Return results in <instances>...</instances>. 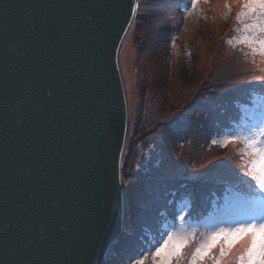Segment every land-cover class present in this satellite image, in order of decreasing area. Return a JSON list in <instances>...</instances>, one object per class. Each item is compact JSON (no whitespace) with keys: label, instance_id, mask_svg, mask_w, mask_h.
I'll return each mask as SVG.
<instances>
[{"label":"water","instance_id":"95a60500","mask_svg":"<svg viewBox=\"0 0 264 264\" xmlns=\"http://www.w3.org/2000/svg\"><path fill=\"white\" fill-rule=\"evenodd\" d=\"M138 0H0V264H109L124 235Z\"/></svg>","mask_w":264,"mask_h":264},{"label":"rangeland","instance_id":"374dc122","mask_svg":"<svg viewBox=\"0 0 264 264\" xmlns=\"http://www.w3.org/2000/svg\"><path fill=\"white\" fill-rule=\"evenodd\" d=\"M143 1L144 4L140 5V0H138L136 19L123 45V47L126 44L129 45L133 55V69L131 70L133 79L132 89L129 86L124 70H122L129 105V131L124 152L122 175L126 209L125 219L128 226L126 227L127 229L125 228L124 235L118 244L112 249L109 264H119L121 262L118 255V247L124 245L125 237H130L134 234L135 218L139 215L142 207L147 205H144L143 202L147 200L149 190L154 188L153 184L157 183V179L162 180V177L165 178L167 174L172 175L173 171L179 169V167L185 170L183 167L184 157L178 156V153L175 154V149L173 150V148H168L166 145L161 144V133L167 129L165 123L174 121L180 114L181 105L176 102V96L185 94L187 96L186 100L191 99L190 97L193 98L194 90L205 81L204 78L199 79L202 75L201 70L209 68L218 56L222 60H225L237 54L243 55L244 58L242 60L249 62L254 67L253 74L256 77L255 79L264 75V71H262L264 70V62H262L261 57H253L248 50L241 51L245 48L241 49L237 47L234 49L232 46L227 45L225 48L222 47L221 51H217L216 43L222 42V38L228 35V32L223 33L228 20L233 13L238 16L241 12V0H199L195 8L190 7V0H182L175 14L176 27L173 32V39L169 46L162 47L161 49L156 42H153L154 27L151 24L148 11L145 12L146 8L148 9L149 0ZM153 3L156 4L157 2L154 1ZM185 5H189V7L185 8ZM226 5H231V12H229ZM243 23H250V21L244 20ZM242 27V24L236 27L229 39L237 36L238 31L236 30ZM156 47L158 52L156 51ZM122 49L124 50V48ZM158 57L161 60H158ZM192 73L195 75L191 76ZM185 75L187 76L186 79ZM194 76L195 78L192 79ZM207 77L208 74L205 75V78ZM198 81L201 83L198 84ZM168 83L169 86L167 87ZM168 88L171 90V100L166 98V90ZM247 115L248 123L246 125L235 128L226 134L236 131H247L259 123V109L253 107L252 104L247 108ZM160 123H163V126H159ZM170 129L172 127L167 130ZM223 138L224 136L216 139V141H221ZM147 142L156 144L158 148L157 154L161 158L162 163L158 168L153 167L152 162L154 163L155 158H153L155 155L153 154L152 162L148 163V165L152 164L150 166L151 170L145 172L141 165L142 162L140 163L139 159L135 156L136 153H132V148L137 145H144ZM159 142L160 144L158 145ZM133 143L135 145L132 147ZM217 146L218 148L210 155L212 159L210 158L203 165H197V168H201L204 172V167H206L208 171L209 169L207 168H210L208 165L212 164L213 161L222 163L216 165L217 172L223 171L224 165L228 167L226 162L218 159L222 156L224 157V153H222L224 148L233 149L237 153L239 145L228 144L227 147ZM184 154L187 153L184 152ZM136 164H138V167H135ZM235 164V174L242 181H246V178L242 177L238 166L239 158L237 163L235 161ZM194 166L192 165V168L196 170ZM241 189L245 192L244 195H251L246 182L241 185ZM246 196H243L246 201L238 199L235 195L227 199L226 204L221 209L215 211V214L207 220L204 227L193 225L191 219L187 218L189 205L182 206L179 214L185 216V224L183 225L185 232L192 233L189 237L192 244L191 250H194L197 243L214 226L221 225L223 221L230 223L233 218L242 214L246 210V202L251 199L250 197L249 199L245 198ZM201 217L202 215L198 216L197 219H201ZM176 227H180L179 222ZM162 230H173L170 219L165 221ZM159 238L160 235L156 237V239ZM216 249L218 250V248ZM233 252H235V249H233ZM145 255L146 253L143 252L137 258L141 259ZM210 255H218V253L212 251ZM148 259L149 261L146 262ZM148 259L144 261V264H153L150 256ZM180 259L178 258V264ZM174 264H176V261H174ZM204 264H213V262L211 259H206Z\"/></svg>","mask_w":264,"mask_h":264},{"label":"trees","instance_id":"16d2710c","mask_svg":"<svg viewBox=\"0 0 264 264\" xmlns=\"http://www.w3.org/2000/svg\"><path fill=\"white\" fill-rule=\"evenodd\" d=\"M154 1L157 3L154 4ZM181 1H148L149 10L146 8L145 12L148 11L151 24L154 27L153 42H156L160 49L169 46L173 39L176 27L175 14ZM142 3L144 4V1L140 0V5ZM241 24L243 26V21L237 23V16L233 13L223 32H228V35L222 38V42L216 43L217 51H221L222 47L225 48L228 45L226 41L232 36L235 28ZM247 50L245 48L241 51ZM242 58H244L243 55L239 54L225 60L218 56L209 68L203 67L204 69L201 70L202 75L199 79L204 78L205 81L202 82L203 84L198 81L200 85L194 90L193 98L190 97L191 99L186 100L185 94L176 96V102L181 105L180 114L174 121L165 123L167 129L171 127L172 129H166L161 133V144L175 149V154L178 153V156L184 157L183 167L185 170L179 167L173 171L172 175L167 174L165 178L157 179V183L153 184L154 188L149 190V196L143 202L144 205H147L142 207L139 215L135 218L134 234L125 237L124 245L118 247L119 259L122 262L119 264H135L141 253H147L150 247L149 241L160 235L167 219H170L173 225L182 206L189 205L187 218L191 219L193 225L204 227L215 211L226 204L227 199L235 195L238 199L246 201L243 198L246 196L245 192L241 189V185L246 181H242L235 174V161L237 163L239 157L233 149L224 148L222 152L224 157L218 159L228 164V167L224 165L223 171L217 172L216 165L222 164L218 161H213L208 165L210 167L207 168L208 171L206 167H204V172L201 168H197V165H203L208 161L212 157H210L212 152L218 148V144L213 143L214 140L225 136L227 132L235 128L242 127L239 123L240 106L245 105L249 108L250 97L264 89V85L255 79L254 67L249 62H244ZM158 60H161L160 57ZM206 74H208L207 78H205ZM192 75L195 74L192 73ZM194 78L195 76L192 77V79ZM166 98L172 99L170 88L166 90ZM163 123H160L159 126H163ZM134 145L135 143L132 144V147ZM157 152L158 148L152 142L132 148V153H136L135 156L140 163L142 162L141 165L145 172L151 170L152 164L153 167L158 168L162 163ZM153 154L156 155L153 156V158L155 157L154 163L151 160ZM149 162L152 164L148 165ZM192 165H195L196 170L192 168ZM136 166L138 167V164ZM249 197L251 198V195H247L245 198L249 199ZM200 215H202L201 219H197ZM178 222L176 221V225ZM191 248L192 244L190 243L189 247L184 249L179 264H188L192 253ZM213 251L219 253V249H213ZM227 259H231V256ZM148 261L149 259L146 262Z\"/></svg>","mask_w":264,"mask_h":264},{"label":"snow or ice","instance_id":"6c2138e0","mask_svg":"<svg viewBox=\"0 0 264 264\" xmlns=\"http://www.w3.org/2000/svg\"><path fill=\"white\" fill-rule=\"evenodd\" d=\"M198 2L190 0V7L195 8ZM226 6L231 12V5ZM244 20L250 23H243V27L236 30L239 34L226 43L234 49L247 48L253 57L260 56L264 62V0H241L237 23ZM257 79L264 85V75ZM249 103L259 109V123L247 131L226 134L221 141L214 140L213 143L220 147L239 145L238 166L242 177L246 178L251 199L246 202V210L230 223L223 221L207 231L192 251L188 264H204L206 259H211L213 264H264V89L251 96ZM239 123L241 126L248 123L245 105L240 106ZM176 221H179V228ZM184 224L185 216L178 214L173 221V230H161L159 239L153 237L146 255L136 264H144L149 256L153 264H174V261L178 264L192 235L185 232ZM216 248L218 255H210ZM229 256L231 259H226Z\"/></svg>","mask_w":264,"mask_h":264},{"label":"bare ground","instance_id":"6f19581e","mask_svg":"<svg viewBox=\"0 0 264 264\" xmlns=\"http://www.w3.org/2000/svg\"><path fill=\"white\" fill-rule=\"evenodd\" d=\"M124 50L122 49L121 54H120V64H121V69L124 70L125 76L127 77L128 83L130 88L132 89V75H131V70L132 68V62H133V55H132V49L130 48L129 45L126 44L125 47H123ZM124 76V74H123ZM122 183H123V178H122ZM124 185V184H123Z\"/></svg>","mask_w":264,"mask_h":264}]
</instances>
